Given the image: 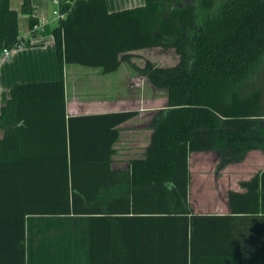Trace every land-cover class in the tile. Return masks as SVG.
Returning a JSON list of instances; mask_svg holds the SVG:
<instances>
[{
    "label": "trees",
    "instance_id": "obj_1",
    "mask_svg": "<svg viewBox=\"0 0 264 264\" xmlns=\"http://www.w3.org/2000/svg\"><path fill=\"white\" fill-rule=\"evenodd\" d=\"M52 33L61 77L15 84L0 111V264H260L242 251L240 221L264 212V171L228 191L227 215L195 213L189 193L191 152L214 151L222 165L264 152V0H145L112 12L107 0H81ZM21 39L19 11L0 0V54ZM152 46L179 55L139 68L169 102L152 115L145 155L114 168L118 125L139 111L69 115L65 65L109 73ZM224 225L232 248L213 257L206 242ZM66 247L76 249L64 260Z\"/></svg>",
    "mask_w": 264,
    "mask_h": 264
},
{
    "label": "crops",
    "instance_id": "obj_2",
    "mask_svg": "<svg viewBox=\"0 0 264 264\" xmlns=\"http://www.w3.org/2000/svg\"><path fill=\"white\" fill-rule=\"evenodd\" d=\"M24 1L11 0V7L19 11V29L27 44L23 48L14 50L5 62L0 63V111L2 106L11 97V90L15 84L56 80L61 77L57 47L52 33V29L59 21L54 20V13L51 15L50 11L48 12L50 4L53 7L55 1L30 0L28 6L30 12H23ZM143 4H145V0H107L108 9L111 12ZM30 14L37 19V23L33 28L30 24ZM51 23L54 26L50 31H47ZM40 24H44V27H41ZM36 25H40V27L35 29ZM136 51L134 50L131 53H135ZM71 64L73 63L65 65L64 74L67 111L69 115H87L128 110L120 107L119 80L115 81L112 75L115 71L119 70L123 62L117 70L109 73H104L101 67H95L97 71L92 73L91 78L94 81L91 84L85 83L87 73L80 68H72ZM151 118L152 115L139 112L138 115L118 125L120 138L115 144L116 153L113 156L114 168H126L132 159L145 155L153 136V129L150 126ZM4 134L5 130L0 128V140ZM256 150L261 152V155L259 154L258 157L264 158V152L259 149ZM119 152H122L123 156L120 155L119 157ZM210 152L214 151H194L191 153L197 154V159L200 160V158H203V154ZM127 157L130 158L126 160ZM216 157L218 158L217 155ZM253 168L255 169L254 172L242 178L241 181L248 180L256 174H261L264 171V162L257 161L254 165H251L250 169ZM196 169L198 190H196L193 197L189 193V201L193 211L197 214H230L231 207L227 191L222 188V185L217 186L214 191H205L203 185L204 180L207 179L203 175L202 170H204V167L201 161H198ZM239 191H245V188L241 186ZM241 217L242 251L243 253H254L260 258V264H264V212L258 211L256 214H248ZM209 239L206 245H209L208 248L212 251L213 257H218L216 255L221 252L225 255V251L228 252L232 248L230 229L226 228L225 225L222 228L221 236H213L209 237ZM57 248L65 250V246ZM66 248L68 249V253L64 252L61 257L64 260L66 257L68 259L70 256L72 257V253L69 252L70 249H76V247ZM44 257L52 259V254L50 253V255H45Z\"/></svg>",
    "mask_w": 264,
    "mask_h": 264
},
{
    "label": "rangeland",
    "instance_id": "obj_3",
    "mask_svg": "<svg viewBox=\"0 0 264 264\" xmlns=\"http://www.w3.org/2000/svg\"><path fill=\"white\" fill-rule=\"evenodd\" d=\"M30 1V0H29ZM57 8V4H50L48 12L51 15L53 10ZM54 24L51 23L47 29L50 31ZM41 32V31H40ZM39 33V32H38ZM148 61H152L160 66H173L178 63L179 55L174 47L165 48L162 46H152L147 48L137 49L131 61H124L119 70L115 71L112 75L114 80H119L120 107L122 109H137L139 112L146 115H153L159 109L167 106L169 102V94L167 89L155 87L146 76H143L139 68L145 67ZM72 68H80L87 76L85 83L91 84L92 73L97 71L95 67L86 66L82 64L73 63ZM122 146V145H121ZM122 148V147H120ZM119 152L118 156H123ZM261 152L253 150L248 152L246 157L242 161L231 162L226 165H222L219 158L216 157V153L210 152L203 154V158L197 159V154L190 155V170H191V184H190V195L194 196L197 186L196 167L198 161H201L204 167L202 170L204 177L203 188L205 191H214L217 186H221L227 191L239 190L241 187V179L254 172V168L250 169L251 165L257 161L264 162V158L258 157ZM130 157H127L128 160Z\"/></svg>",
    "mask_w": 264,
    "mask_h": 264
},
{
    "label": "built area",
    "instance_id": "obj_4",
    "mask_svg": "<svg viewBox=\"0 0 264 264\" xmlns=\"http://www.w3.org/2000/svg\"><path fill=\"white\" fill-rule=\"evenodd\" d=\"M55 3L57 4V8L54 10V20L56 21H60L61 19H64L69 11L72 10L73 6L81 0H66L65 4H67V8L63 9V3L61 0H54ZM41 25V24H40ZM39 26H35V29L39 28ZM41 27H44V24L41 25ZM27 44V42L25 41V39H21L19 40L14 46L12 47H5L1 54H0V63L5 62L13 53L14 50L19 49V48H23L25 45Z\"/></svg>",
    "mask_w": 264,
    "mask_h": 264
}]
</instances>
